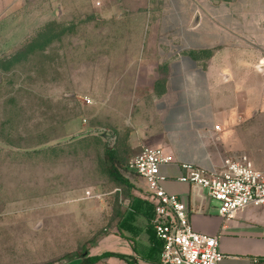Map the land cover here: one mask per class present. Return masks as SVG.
I'll use <instances>...</instances> for the list:
<instances>
[{
    "label": "rangeland",
    "instance_id": "obj_1",
    "mask_svg": "<svg viewBox=\"0 0 264 264\" xmlns=\"http://www.w3.org/2000/svg\"><path fill=\"white\" fill-rule=\"evenodd\" d=\"M24 1L0 27V264L124 254L120 223L135 197L118 177L134 175V127L163 91L166 66L144 48L139 21L107 18L140 12L76 0L38 16L45 6ZM121 229L149 247L133 215Z\"/></svg>",
    "mask_w": 264,
    "mask_h": 264
},
{
    "label": "crops",
    "instance_id": "obj_2",
    "mask_svg": "<svg viewBox=\"0 0 264 264\" xmlns=\"http://www.w3.org/2000/svg\"><path fill=\"white\" fill-rule=\"evenodd\" d=\"M68 1L76 4L34 0L45 6L36 15L49 16L54 5L55 14H61ZM85 1L102 4L110 14L120 6L123 12H140L107 18L139 21L148 40L144 48L152 44L166 66L163 91L134 127L131 143L173 156L171 164L161 167V186L187 205L196 232L219 236L220 264H264V206L224 220L205 191L178 180L182 164L209 171L225 157L242 155L264 171V0ZM24 5V0H0V27L25 13ZM129 182L135 198L120 223L123 253L135 264H161V243L152 233L151 207L143 199L147 184L134 175ZM130 215L152 234L142 251L134 236L121 229Z\"/></svg>",
    "mask_w": 264,
    "mask_h": 264
},
{
    "label": "built area",
    "instance_id": "obj_3",
    "mask_svg": "<svg viewBox=\"0 0 264 264\" xmlns=\"http://www.w3.org/2000/svg\"><path fill=\"white\" fill-rule=\"evenodd\" d=\"M140 147L130 169L147 184L143 199L151 207L152 233L161 243V264H220L224 256L219 236L196 232L187 205L161 186L165 180L161 167L171 164L173 156L162 148ZM180 167L178 180L205 191L224 220L234 219L249 207L264 206V171L255 169L247 155L225 157L219 168L209 171L191 164Z\"/></svg>",
    "mask_w": 264,
    "mask_h": 264
},
{
    "label": "trees",
    "instance_id": "obj_4",
    "mask_svg": "<svg viewBox=\"0 0 264 264\" xmlns=\"http://www.w3.org/2000/svg\"><path fill=\"white\" fill-rule=\"evenodd\" d=\"M134 176H136V175L134 174ZM118 179L121 183L128 186L129 188L132 187L131 183L128 180L121 178L120 176L118 177ZM119 236L124 238V236L121 234H119ZM111 257H115V258L122 259V260H127V261H129V263H132V261H133L131 257H129L125 254H117V253L114 254L113 252H105L103 254L96 255V256H89L88 255L87 257H85L84 259L79 261L77 264H96L102 259L111 258ZM133 264H135V263H133Z\"/></svg>",
    "mask_w": 264,
    "mask_h": 264
}]
</instances>
